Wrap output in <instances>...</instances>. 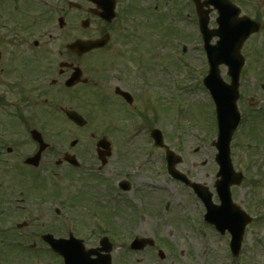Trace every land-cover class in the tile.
Wrapping results in <instances>:
<instances>
[{"label":"flooded vegetation","instance_id":"af4514ba","mask_svg":"<svg viewBox=\"0 0 264 264\" xmlns=\"http://www.w3.org/2000/svg\"><path fill=\"white\" fill-rule=\"evenodd\" d=\"M164 1L165 7L171 2L173 8L180 9L181 18L187 14L186 21L192 20L198 26L193 0ZM214 1L217 5L212 0H200V8L207 14L212 27L217 25V6L220 4L227 3L232 11L242 9L239 17L247 15L243 11L244 0ZM160 5H155L154 0H0V264H22L7 257L23 256L29 249L31 253H50L55 259L50 264H66L63 257L53 252L51 243L44 241L50 234L66 239L73 234L83 240L86 252L81 260L92 264H185L183 251L169 244V236L156 230L153 234H134L133 226H129L130 232L126 230V221L115 222L125 215L126 208L134 207L135 220L142 217L146 208L155 212L153 221L164 224L163 214L169 212L172 206L169 196L156 203L161 198L157 190L153 198L143 196V199L137 198L133 192V188L139 187L134 184V175L150 165L152 160H157V156H162L166 172L168 167V145L164 140L166 129L162 126L166 120L163 119L161 68L152 62L154 69L150 70L151 63L147 59L148 48L149 51H157L159 47L156 12ZM108 12L114 16L109 17ZM252 19L261 23V32L264 26L260 18L255 15ZM93 40H100L102 46L84 52L69 47L75 41ZM244 49L245 46L243 53ZM109 57L110 60L105 61ZM155 78H158V85L153 83ZM95 94L119 100L124 108L133 110L132 118L138 123L134 126L137 130H162L165 145H157L153 139V150L147 152L148 155L141 150L140 158L127 162L125 155L128 154L129 143L122 141L117 145L108 138L118 132H126L124 127L114 131H102L99 126L90 127L91 122L85 116L86 105L98 107V103H105V100L95 96L98 100L95 104V97H90ZM127 97L131 99L130 103ZM103 106L104 116H107ZM74 110L87 120L86 126L81 127L70 120L68 111ZM248 111L257 116L254 110L249 108ZM75 127L85 133V142L92 147L86 162L76 155L77 167L62 159L66 152L75 155L72 148L65 147L60 153L62 156L57 152V148L60 150L63 147L59 141L70 138ZM253 129L250 126V130ZM101 139L109 140L110 148L109 145L100 147L98 142ZM106 140L103 142L108 144ZM145 141H142L143 147ZM115 146L119 153L124 154L121 156L126 158V162L119 159L121 169L117 173H123V176L118 179L113 173L115 181H109L106 170L111 165ZM42 148L44 150L39 159L30 162V158ZM50 156L51 159H47ZM144 156L146 160H141ZM150 158L151 161L147 162ZM51 163L54 169L70 166L75 170L74 179L70 180L73 193H70L67 182L56 180L54 185L58 190L51 199L48 198L46 192L51 194L52 190L41 180L47 169L53 170ZM88 167L94 170L86 171ZM133 167L137 169L135 173ZM77 171L80 175L76 176ZM81 173L85 177H81ZM25 175L30 177L29 180L20 181L19 178L24 179ZM102 187L110 190L101 191ZM63 188L67 191L65 196L62 195ZM130 191L136 198L133 197L132 202H129ZM50 201L55 205L52 209H56L54 215L58 222L49 224L47 232L37 233L39 242L23 243L22 237L27 240L34 236L27 232L28 229H44L46 224L32 217L33 205L36 210L42 209ZM211 201L216 208H212L207 215L209 211L204 201L196 199L195 216L200 226H187L201 239L203 251L189 255L187 264H247L245 237L236 242L238 245L241 241V245L235 253L231 244L232 234L220 220L221 210L226 206H220L223 202L217 193H213ZM70 211L78 215L77 218L82 217L83 220H79L84 225L82 229L77 227ZM170 215L172 219L165 225H184L182 222L175 224L174 209ZM33 232L36 231L33 229Z\"/></svg>","mask_w":264,"mask_h":264},{"label":"rangeland","instance_id":"374dc122","mask_svg":"<svg viewBox=\"0 0 264 264\" xmlns=\"http://www.w3.org/2000/svg\"><path fill=\"white\" fill-rule=\"evenodd\" d=\"M154 1L155 5L156 3L161 4L159 10L156 12L158 33L156 37L159 47L157 51L155 49L149 51L150 48H148L147 59L151 63L149 66L150 70L154 69L152 62H154L157 68H161L159 70V76L162 78L165 108L163 119L166 120L162 126L167 130L164 140L171 150H175L182 157L183 162L178 164V170L186 173L192 181L207 185L210 191L216 195L214 185L218 172V164L214 158L218 150L212 145V142L217 139V130L216 127L215 129L213 127L215 120L213 102L207 89L202 84V80L208 71V63H206V53L203 50L200 32L195 22L192 20V22L186 21L187 14L186 16L184 14L182 18L180 17L181 15H179L178 11L180 9L178 7L173 8L171 2L169 6L166 5L167 7H165L164 0ZM242 4H244L243 11L252 18H255V15H257L264 26V0H244ZM213 42L215 41L213 40ZM184 45H186V51L183 49ZM244 46L247 63L242 70L240 80L241 98L238 101V105L242 111L245 110L248 118L250 112L248 110L250 108L256 114H261L260 116L264 121V92L260 86V83H264V29L260 33L253 35L252 38L250 37ZM109 60L110 57L105 61ZM226 71L227 68L223 65L221 67L222 76L226 81H229V76ZM153 83L154 85H158V78H155ZM95 96L105 100V103H98ZM90 97H95V104L98 103V107L93 104H88L85 107L87 111H85V116L92 125L101 127L102 131H114L118 127H124L126 130L131 127L129 123L134 113L133 110L127 107L124 108L119 100L104 98L101 94H95ZM102 105H105L103 107L104 110H107V116H104ZM251 115L255 116L252 112ZM249 123L254 128L256 126L255 124L258 123L255 129L256 131H251L250 133L248 131L249 128L239 131L236 133V136L234 135L231 143V159H233L234 169L243 171L244 173L241 184L239 186H232L231 191H233V200L253 217V221L246 228V234L244 236V242L246 244V252L244 255L248 260L247 264H264V122L261 123V118L257 119V122H254L251 117L247 125ZM126 133L118 132L117 134H113L112 137L108 136V138L114 143L117 142L118 145L122 143ZM147 133V131H141L137 138H129L132 141L129 142L128 150L126 151L128 154L125 155L128 158L127 162L135 158H140L142 156L141 150L144 153H150L153 150L148 145V141L144 139L150 140ZM84 134L80 129L75 127L74 133L71 134L70 138L65 141H59V144L63 147L60 150L57 148V152L59 154L62 153L65 147L69 149L70 140L80 138L76 147L72 148V151L83 162H86L90 158L88 152L92 147L88 142H85ZM142 141L146 142L144 147L142 146ZM115 150L113 149L114 155L112 156L111 165L106 170L109 181H115L113 180L115 176L113 173L117 174L116 178L118 179L123 176V173H117L121 169L118 164L119 159L122 158L121 161L126 162V158L121 156L124 154L122 152L120 154L119 151ZM159 153L162 155L161 151ZM51 157L47 159H51ZM161 158L162 156H157V160H152V163H149L150 165L147 167L139 169L137 172V169L133 167L132 171L133 173H137L134 175L136 176L134 178V184L139 187H146L133 188L134 195L137 198L143 199V196L153 198L156 190L158 191L157 194L159 197H161L160 199L158 198L156 203L161 202L165 196H169L172 206L169 212L163 214L164 224H159L155 220L153 221L155 212L149 211L146 208L143 209L142 217L135 220L136 214L134 207L131 209L124 208L125 215H122V218L118 215L120 219H116L115 222L121 220L124 223L126 221V226L128 227L126 230L130 232L129 226H133L134 234H153L156 230L162 235L169 236V244L175 249L178 248L183 251L184 261L187 264L186 261L189 255L203 251L201 239L199 237L197 238L191 228L187 226V224L190 226H200L195 216V202L198 196L189 187L173 179L166 172ZM150 161L151 158L147 162ZM52 167H54L53 163H51L50 167L53 170L50 171L47 169V172L42 176L43 179H38V181L41 180L47 184L50 191L52 190L51 194H49V191L46 192L48 198L51 199L52 194L58 190L56 185H54L56 178L59 182H67L70 193H73L74 187H71L70 180L74 179L75 170L70 166L62 167V169L60 166H57L56 169ZM248 167L249 169H246ZM95 169L97 170V168ZM88 170H94V168L90 169L88 167L86 171ZM78 173L79 171H77L76 176ZM81 177H85V175L81 173ZM29 178L25 175L24 179H19L24 182L28 181ZM19 185L21 186L22 184ZM151 187L155 191H152ZM100 190L109 191L110 189L102 187ZM62 195H67L65 188L62 189ZM129 195V202H132L134 195L131 191ZM51 201L42 209L36 210V207L33 205L34 214L32 217L35 220L39 218L37 221L46 224L44 229L34 227L27 230L26 228L27 232L33 233L34 236L27 238V240L24 237L22 239L20 238L23 243L24 241L34 240L39 242V237L36 236L37 233L43 234L47 232L49 224L53 225L58 222L54 215L56 209H52L55 205L50 204ZM145 203L148 202L146 201ZM172 209H174L175 224L176 222H182L184 225L181 223L176 224V226L170 224L165 225L167 221H171L172 219L170 215ZM70 212L73 215V220L76 222L77 227L82 229L84 225L79 222V220H83L82 217L79 215L80 217L77 218L78 215L74 214L73 211ZM21 215L19 211L20 219L22 218ZM123 217H125V220H122ZM131 222H133V225H130ZM95 224L100 223L95 222ZM33 229L36 232H33ZM171 233L172 236H170ZM36 253H31L28 250L27 253L22 254L23 256H18L17 254L15 256L10 255L7 259L9 258L10 261L18 260L22 264H50V261L55 260L51 257L50 253H41V251ZM10 261H7V263Z\"/></svg>","mask_w":264,"mask_h":264},{"label":"water","instance_id":"95a60500","mask_svg":"<svg viewBox=\"0 0 264 264\" xmlns=\"http://www.w3.org/2000/svg\"><path fill=\"white\" fill-rule=\"evenodd\" d=\"M196 2L200 14V21L202 22V31L205 33V42H207L206 50L209 55L210 63V70L208 75L204 78V85L210 90L217 106L219 133L217 136L218 140L214 145H216L219 150L216 159L220 164V171L218 173L220 179L217 180L216 188L220 193L223 200L222 202L226 205V209L221 210L222 216L220 220L226 224V227L230 230L232 229L237 242L238 240H241V237L244 234L243 231L246 225L250 223L251 219L241 209L237 208L236 212L232 210L234 204L231 201V192L229 189L231 185H238L241 183L242 174L235 173L233 169L232 159L230 157V143L241 119L236 102L240 97V71L245 62L240 50L246 39L253 32L259 31V23L244 17H242L240 21L235 22L230 17V11L223 9L222 15L219 18V29L214 30L213 32L209 31L207 28V14L200 9L199 0H196ZM213 35L220 37V40L216 45H210L209 42ZM99 46H101L99 41H77L72 43L70 48L75 50L79 49L83 52ZM222 63L227 64L229 67L228 73L231 76V83L225 82L221 76L219 66L222 65ZM69 117L74 122L76 121L80 124L86 123L83 122L82 117L77 112H70ZM155 135L156 139L160 140V144H162V140L157 131L155 132ZM167 158L170 162V172L173 177L190 184L195 192H198L201 198L207 200L212 197V194L207 187H203L199 183H190L187 181L185 174L183 175L176 170V164L182 162L181 157L176 155L174 151L168 149ZM45 239L48 240L47 237ZM50 241L55 245L57 252H60L63 255L65 254L64 252H67V254L69 253L70 247H64V245L66 246L67 241L61 239L55 240L53 238ZM78 249L82 251L81 247ZM70 251L74 252L76 249L70 248Z\"/></svg>","mask_w":264,"mask_h":264}]
</instances>
